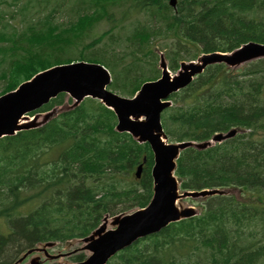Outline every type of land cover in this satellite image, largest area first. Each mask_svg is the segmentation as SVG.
<instances>
[{
    "label": "trees",
    "instance_id": "obj_1",
    "mask_svg": "<svg viewBox=\"0 0 264 264\" xmlns=\"http://www.w3.org/2000/svg\"><path fill=\"white\" fill-rule=\"evenodd\" d=\"M177 1L174 10L169 0H75L72 5L61 0L60 10L70 6L67 10L77 14L66 24L56 23V7L31 12L22 0L9 1L21 10L0 14V96L40 71L80 60L108 67L116 76L112 89L133 96L143 83L158 78L155 69L147 75L135 60L157 63L153 41L162 29L156 24L170 34L168 42L174 40L166 53L171 71L202 54L264 44V0ZM117 8L121 19L110 13ZM128 12L148 15L150 21L115 35L116 29L126 30L121 23ZM18 15L17 27L11 22L17 23ZM100 21L109 28L87 41ZM102 43L104 50L97 52ZM125 58L132 61L121 65ZM171 100L174 105L162 117L170 142L207 141L233 128L245 131L204 151L182 152L176 170L181 189L238 188L256 198L207 197L199 216L139 240L108 264H264V59L239 72L212 65ZM63 104L60 96L42 111ZM114 127V114L90 100L42 129L0 140V264H14L41 243L83 239L105 213L149 205L151 149ZM143 157L142 178L129 181Z\"/></svg>",
    "mask_w": 264,
    "mask_h": 264
},
{
    "label": "water",
    "instance_id": "obj_2",
    "mask_svg": "<svg viewBox=\"0 0 264 264\" xmlns=\"http://www.w3.org/2000/svg\"><path fill=\"white\" fill-rule=\"evenodd\" d=\"M170 3L175 6L176 0H171ZM261 58H264V45L249 43L231 55L213 53L200 57L197 63H183L179 75L171 79L167 64L161 57L163 78L158 82L143 85L135 100L122 99L107 92L105 87L110 82L108 72L101 66L83 63L53 68L38 75L30 83L22 84L18 92L0 98V138L4 135H14L15 131L37 127L36 122L31 125H19V122L24 114L40 108L52 97L66 91L77 100L75 106L89 95L102 99L118 115L119 131H130L141 143L150 144L154 154V196L150 205L147 209L112 218L111 226L114 229L110 231H107L109 221L106 216L104 224L83 240L86 243L84 249L91 254L79 264H107L117 253L130 247L140 238L159 233L171 223L198 214L194 208H180L177 205L180 199L230 193L215 189L179 195V181L174 172L181 151L190 147L204 150L212 146V143L169 144L161 123V115L171 103L162 101L189 85L194 76L201 74L210 65L225 64L230 68H237ZM142 116L146 118L145 121L139 120ZM235 134L236 131L233 130L227 136L217 135L214 141L231 138ZM142 169L143 165H140L136 172L137 178H140ZM53 246L54 243H47L42 248L30 250L16 264L22 263L33 252L47 253V249ZM58 257L51 256L50 259ZM30 264L42 263L35 258Z\"/></svg>",
    "mask_w": 264,
    "mask_h": 264
},
{
    "label": "rangeland",
    "instance_id": "obj_3",
    "mask_svg": "<svg viewBox=\"0 0 264 264\" xmlns=\"http://www.w3.org/2000/svg\"><path fill=\"white\" fill-rule=\"evenodd\" d=\"M11 0H7V3L2 2L0 4V14H5V15H10L11 13H15V10H21L19 8H13L12 6L8 5V2ZM61 0H22V5H26L31 12H34L35 10H38L40 8L42 9H47V11L53 9H59L57 7V3H59ZM69 2L70 5H72L74 3L75 0H67ZM47 7V8H46ZM70 6L65 7L63 10L59 9V12L57 11V22L56 23H63L66 24L68 23L70 20H76L77 18V14L67 10ZM16 10V11H17ZM121 9L117 8L114 9L112 12H110L111 14H113V16H115L114 18H122L121 15ZM21 20V16H17V23L16 22H11L13 25L15 26H20L19 21ZM124 22L121 23V26H124L126 28V30H119L116 29V31L114 32L115 35L121 34L123 35L125 31H128L130 29H132L133 27H135V25L140 22V23H144L146 24L147 22L150 21V17L148 15L145 14H135V13H127L126 16L123 19ZM151 22H154L153 20ZM158 23H160L159 21H157ZM95 27V28H94ZM94 30L91 31V33H89V39L87 41H90L92 38L98 36L99 34H101L103 31L107 30L109 28V24L106 21H100L99 23L95 24L93 26ZM156 28H161L162 30L160 31L161 34L158 35L157 37H155V53H157L158 58L160 59L161 55H163L166 59V53L168 51V49L173 46L174 40H171L170 42H168V38L167 36H169L170 34L168 32L165 31V27L164 26H159L158 24H156ZM119 37L121 39H125L121 36H116ZM106 42V41H105ZM123 47H118L117 46V53H123ZM95 50H98L97 52L103 51V43L99 44L95 47ZM136 50V49H135ZM188 50H193V48H189ZM75 51V50H74ZM125 51L130 52V49H126ZM86 53H90L88 51H86ZM101 53V52H100ZM137 60V62L139 63V65H142L144 63V61H142L141 59H135ZM145 60V59H144ZM132 59L130 58H125V61L121 62V65L126 64L131 62ZM187 62H189V60H186ZM168 63V62H167ZM145 67V65H143ZM243 67H239L236 68L234 71L235 72H239ZM174 74V72H173ZM116 78V76H115ZM139 83V82H138ZM1 87H2V83H0V91H1ZM119 94H121L120 92H118ZM122 95V94H121ZM123 96V95H122ZM125 98H131L130 95L124 96ZM124 177H121L123 179L126 178V175H123ZM133 177H129V181L133 180ZM239 198H243V199H247L248 195L243 194V196L241 194H238ZM203 203V199H197L195 201H191L188 199H183L179 201V206H181L182 208H187V207H195L196 210L198 212H200L201 210V206L200 204ZM136 211V209H131L129 211L126 212H133ZM109 228H111L109 226ZM84 247V243L80 240H71L68 242H60L57 243L56 246H54L51 249H48V252L51 253L52 255H60V254H64L67 255V257L64 258H60L59 260H54V261H48L46 264H77V261L74 260V258L79 257V256H83V257H87L89 255L88 251H83ZM68 254H73L72 256H68ZM42 256L40 255V253H35L33 255V258Z\"/></svg>",
    "mask_w": 264,
    "mask_h": 264
},
{
    "label": "bare ground",
    "instance_id": "obj_4",
    "mask_svg": "<svg viewBox=\"0 0 264 264\" xmlns=\"http://www.w3.org/2000/svg\"><path fill=\"white\" fill-rule=\"evenodd\" d=\"M177 1V0H176ZM239 202H244L245 200L243 198H236Z\"/></svg>",
    "mask_w": 264,
    "mask_h": 264
}]
</instances>
